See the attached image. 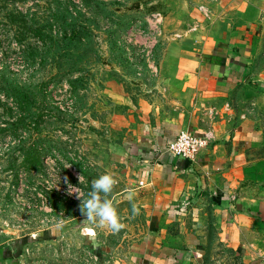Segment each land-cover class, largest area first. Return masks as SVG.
<instances>
[{
	"label": "rangeland",
	"instance_id": "obj_1",
	"mask_svg": "<svg viewBox=\"0 0 264 264\" xmlns=\"http://www.w3.org/2000/svg\"><path fill=\"white\" fill-rule=\"evenodd\" d=\"M161 7L0 0V264H141L145 218L121 195L131 187L122 171L159 106L172 108L163 75L189 51L161 30ZM105 172L119 231L84 222L69 190L86 196Z\"/></svg>",
	"mask_w": 264,
	"mask_h": 264
},
{
	"label": "crops",
	"instance_id": "obj_2",
	"mask_svg": "<svg viewBox=\"0 0 264 264\" xmlns=\"http://www.w3.org/2000/svg\"><path fill=\"white\" fill-rule=\"evenodd\" d=\"M158 1L161 30L182 34L189 51L163 75L172 108L159 106L123 167L131 187L121 195L135 197L146 224L137 257L219 264L226 254L229 264H264V0ZM186 130L211 140L195 163L168 152Z\"/></svg>",
	"mask_w": 264,
	"mask_h": 264
},
{
	"label": "clouds",
	"instance_id": "obj_3",
	"mask_svg": "<svg viewBox=\"0 0 264 264\" xmlns=\"http://www.w3.org/2000/svg\"><path fill=\"white\" fill-rule=\"evenodd\" d=\"M67 181V178H65ZM81 180V178H80ZM116 180L110 172H105L91 181V188L86 196H82L78 187L71 185L69 190L77 193V198L81 199L80 212L84 222L91 221L100 228H110L112 231H119L123 225L112 200L109 198L113 191ZM138 213L135 204L132 205V214Z\"/></svg>",
	"mask_w": 264,
	"mask_h": 264
},
{
	"label": "built area",
	"instance_id": "obj_4",
	"mask_svg": "<svg viewBox=\"0 0 264 264\" xmlns=\"http://www.w3.org/2000/svg\"><path fill=\"white\" fill-rule=\"evenodd\" d=\"M211 140L208 136L196 134L192 131H181L168 144V152L182 161L197 162L210 148Z\"/></svg>",
	"mask_w": 264,
	"mask_h": 264
}]
</instances>
